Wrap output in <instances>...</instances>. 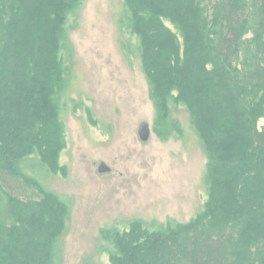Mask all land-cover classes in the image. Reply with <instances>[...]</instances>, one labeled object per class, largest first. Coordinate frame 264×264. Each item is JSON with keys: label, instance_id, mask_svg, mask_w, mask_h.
Here are the masks:
<instances>
[{"label": "trees", "instance_id": "trees-1", "mask_svg": "<svg viewBox=\"0 0 264 264\" xmlns=\"http://www.w3.org/2000/svg\"><path fill=\"white\" fill-rule=\"evenodd\" d=\"M83 1L0 0V264L57 259L70 208L23 164L37 153L58 169L66 26ZM179 1L124 0L119 25L138 38L161 142L183 135L171 104L189 109L209 200L187 224L101 237L111 264H264V0H215L211 17L209 0Z\"/></svg>", "mask_w": 264, "mask_h": 264}, {"label": "rangeland", "instance_id": "rangeland-1", "mask_svg": "<svg viewBox=\"0 0 264 264\" xmlns=\"http://www.w3.org/2000/svg\"><path fill=\"white\" fill-rule=\"evenodd\" d=\"M214 1L209 0L210 17ZM128 16L124 0H84L69 15L64 51L69 73L57 97L63 143L59 166L49 169L37 153L23 164L26 174L70 208L55 264H111L113 247L102 239L103 229L128 231L135 221L152 230L170 221L187 224L209 200L208 160L189 109L170 107L182 136L161 142L155 133L139 41L119 25ZM142 123L152 132L148 142L139 137ZM101 162L109 173L98 172Z\"/></svg>", "mask_w": 264, "mask_h": 264}, {"label": "water", "instance_id": "water-1", "mask_svg": "<svg viewBox=\"0 0 264 264\" xmlns=\"http://www.w3.org/2000/svg\"><path fill=\"white\" fill-rule=\"evenodd\" d=\"M151 129L148 123H142L139 127V137L142 142H148L151 137ZM111 169L103 162L99 164L98 172L100 174H107Z\"/></svg>", "mask_w": 264, "mask_h": 264}]
</instances>
